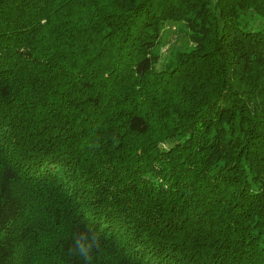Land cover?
Returning <instances> with one entry per match:
<instances>
[{
	"label": "trees",
	"instance_id": "16d2710c",
	"mask_svg": "<svg viewBox=\"0 0 264 264\" xmlns=\"http://www.w3.org/2000/svg\"><path fill=\"white\" fill-rule=\"evenodd\" d=\"M264 0H0V264H264ZM193 46L160 66L161 30Z\"/></svg>",
	"mask_w": 264,
	"mask_h": 264
},
{
	"label": "rangeland",
	"instance_id": "374dc122",
	"mask_svg": "<svg viewBox=\"0 0 264 264\" xmlns=\"http://www.w3.org/2000/svg\"><path fill=\"white\" fill-rule=\"evenodd\" d=\"M241 17L250 21L255 27L264 25V20L253 10H241ZM187 26L183 21H167L163 26L159 43L156 48L160 53L159 62L157 66L166 60L168 55L177 49H186L193 46V42L190 40L187 32Z\"/></svg>",
	"mask_w": 264,
	"mask_h": 264
},
{
	"label": "clouds",
	"instance_id": "9594fccd",
	"mask_svg": "<svg viewBox=\"0 0 264 264\" xmlns=\"http://www.w3.org/2000/svg\"><path fill=\"white\" fill-rule=\"evenodd\" d=\"M72 241L73 245L69 253L78 256L84 264H92L93 253L100 248V234L87 228L83 232L74 233Z\"/></svg>",
	"mask_w": 264,
	"mask_h": 264
}]
</instances>
